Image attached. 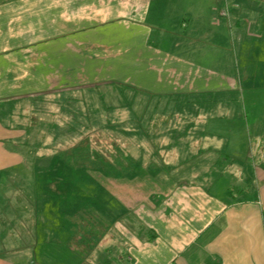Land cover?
<instances>
[{"label":"crops","instance_id":"0c3cea01","mask_svg":"<svg viewBox=\"0 0 264 264\" xmlns=\"http://www.w3.org/2000/svg\"><path fill=\"white\" fill-rule=\"evenodd\" d=\"M263 4L0 0V216H21L0 221V235L11 254L19 240L36 251L33 261L0 253V264H264V88L243 89L236 55L252 48L247 38L236 43L234 28L247 23V37L261 40ZM99 86L125 90L102 97L92 89ZM51 95L58 111L38 116ZM83 95L91 104L83 110L86 131L115 133L122 145L109 160L90 149L88 161L146 169L117 177L90 172L103 195L99 208L16 206L8 185L15 178L38 183L29 140L35 135L39 152L53 147L54 136L74 134L71 100ZM136 96L186 106L136 112ZM105 98L122 106L106 110ZM30 214L31 225L22 217Z\"/></svg>","mask_w":264,"mask_h":264},{"label":"rangeland","instance_id":"374dc122","mask_svg":"<svg viewBox=\"0 0 264 264\" xmlns=\"http://www.w3.org/2000/svg\"><path fill=\"white\" fill-rule=\"evenodd\" d=\"M260 6L262 7V5ZM261 22L262 23H259L258 25L259 30H257L263 34V38L261 40L251 39L247 37L245 33V27L247 23H240L237 25V27H234L236 30V38H237V39L235 38L236 43H239L240 40L245 41V39L247 38L249 40L248 42L249 46L250 48H252V50L248 53L238 52L236 55L237 64H238L237 65L238 75L243 83L242 87L244 90H248L252 88L253 89L264 88V70L262 71L263 68L262 62L264 63V56L263 57L261 56V53H264V32L260 30L261 26L264 29V17L262 16H261ZM251 30L253 31L252 33H254V29ZM239 36L241 38L240 40H239ZM117 88L119 87L114 86L113 88L112 86H107V87L99 86L92 89L94 92H97L98 96L104 97L108 95L106 92L111 93L112 91H115V89ZM92 89L91 90L88 89V91L92 92ZM126 95H127L126 97L129 98L131 97V95H133V93L131 91H128ZM245 97L249 98L250 96L249 94H246ZM38 99L39 98H36L34 99V101L36 102L38 101ZM44 100L46 101L39 104L40 110L38 111V114L36 113L38 116L41 117L44 115L48 116L50 111L52 110L58 111V105H56V103L54 102L57 100L56 95L46 96ZM77 100L79 106L83 108L82 110L88 108L89 105L91 106V104L84 95L78 97ZM118 100H119L118 98H115L114 100H110V98L109 99L105 98L106 102H104V100L102 101L105 104L111 103L112 105H116L118 104ZM134 101L135 102H133V106H134L133 110L136 112L149 111L154 109L162 110L163 106H166L167 110L170 111L172 108L178 105L172 102L165 103L164 101L158 103L155 102L145 103V101H143V99L141 98H138V96L135 97ZM36 105L38 106V104ZM94 105L95 107H98L97 102ZM210 113L214 114L215 112L214 110H211ZM29 117L31 119L30 123L37 122L36 119L35 120L32 119V116ZM140 121L142 125L143 124L145 125V123H149L151 120L146 118L145 120L140 119ZM80 122L82 123L83 126L85 125L86 121L84 120V118H82ZM155 122L162 123L164 125V123L168 122V120L166 121L163 118H157ZM151 127L155 129V125H152ZM147 128L148 126L146 127V129ZM78 129H80L81 133H83L82 135L84 138L86 128L77 127L74 134L70 135V133L69 134L61 133V135L54 136V140L51 145L53 147L46 148V150H42V151L39 150V152L36 151V145L32 143L33 141H35L36 137L35 135L32 136V138L29 140L30 142L29 149L26 153H28V160H30L29 162H34L35 159L37 160V162H39V164H37L38 166H30L31 170L37 167L32 171L33 174L34 173L38 174L39 176L38 183H36L37 181L31 178L30 181L27 180V182L23 184L20 178L19 179L15 178L14 179L15 181L8 185V187L13 188V190L11 191H13V197H14L13 201L16 202L15 203L16 206L23 204L26 205L30 210H32L33 208H39V209L42 208L46 210L72 208V207L99 208L100 206H102L101 202H103V197H102L103 195L100 192L98 186L88 177V174L90 172H92V174L94 175L97 172L101 173V171L92 168L99 166V163L88 161L86 156L87 150L85 151L87 145H85V143L83 145L78 143V141L80 140V137L76 136V132L78 131ZM252 129H251L250 144L251 147L253 146L255 149V145L258 144L259 139L256 138L255 135L256 131ZM88 137L90 141L89 148L92 149L95 154L102 155L107 160H109L108 157H110V155L116 154V149L122 147V145L120 146V144L118 143L117 136L115 133L111 134V133L103 132L101 134L99 131H94L89 133ZM262 137L264 139V135ZM254 154H256V151L254 152ZM52 160H54V162H50ZM256 161H258L257 158ZM93 171H97V172H93ZM9 216H11L14 222L17 221L19 222V219L21 217L13 213L11 215L0 216V221L3 222L5 221V219H9ZM22 217L28 218L30 225L33 224V222H35L36 219V216L32 214ZM95 219L96 220H93V223L96 226V228L91 230V234L94 235L96 234L97 237L94 238L97 239L100 237V233H101V229H99L101 221L98 218ZM97 231L99 234L97 233ZM17 233L19 234L20 232ZM45 237H47V235ZM42 239H44L43 236L39 235L38 240L41 241ZM4 240L5 239H3V236L0 235V253L2 255L10 257L11 255L16 256L18 254L16 259L19 258L22 259L23 257H26V254H28L29 257L27 259H29L30 261L35 260L34 259L36 254L35 248L30 247L29 243L26 240L18 241L19 249L16 250L17 252L16 254L15 253L11 254V252L5 251V249H3Z\"/></svg>","mask_w":264,"mask_h":264},{"label":"trees","instance_id":"16d2710c","mask_svg":"<svg viewBox=\"0 0 264 264\" xmlns=\"http://www.w3.org/2000/svg\"><path fill=\"white\" fill-rule=\"evenodd\" d=\"M130 89H132V88H130ZM116 90L122 92L125 89L117 88ZM101 100H103V99H101ZM71 102H74V106L76 107V109L73 108L71 110L78 111L77 112V114H78L77 118H75V119L70 121L71 126H75L76 128L77 127H85L86 128V126L88 125L89 120L84 118V114H83V110H82L83 108L79 106L78 100H76V99L75 100H71ZM72 105H73V103H72ZM67 106H68V102H66L65 104H61V108H62L61 110L62 111L67 110L68 109ZM70 106H71V104H70ZM103 106H104V109H106V110L107 109L113 110V109H118V107L122 106V105L116 104V105H112V106L109 107V105L104 103ZM127 106L129 108H132V105L130 103L127 104ZM183 106L185 107L186 104L182 105L180 107H179V104H178L174 108H172L171 110L172 111H177ZM154 108H156V107H154ZM88 110L89 109L86 108L84 111H88ZM154 110H157V109H154ZM82 118H84V120L86 121L85 125H83V126H82V123L80 122ZM82 134L83 133H81L80 129H78V131L76 132V136L80 137V140L78 141V143L82 144V145L85 143V145H87V148L85 149V151L87 150L86 151V156H87V158H91V152L89 151L90 150V148H89L90 141L88 139L89 138L88 137L89 133H88V131H85V137L84 138H83ZM94 155H97V156L100 157V155H98V154L94 153ZM34 162H35V166H37V164H39V162H37L36 159L34 160ZM96 163H99V166L92 167V168H95L96 170L101 171V173H103V175L112 176V177H117V176H119V175H121L123 173L129 174V175L140 174L142 171H144L146 169V168L141 167V165L138 162H96ZM157 168L158 167H156V166H150L148 169L150 170V169H157ZM30 264H36V263H30Z\"/></svg>","mask_w":264,"mask_h":264},{"label":"built area","instance_id":"2783aa9c","mask_svg":"<svg viewBox=\"0 0 264 264\" xmlns=\"http://www.w3.org/2000/svg\"><path fill=\"white\" fill-rule=\"evenodd\" d=\"M220 15L223 16V17H227L228 16V11H227V8L224 7L220 10Z\"/></svg>","mask_w":264,"mask_h":264}]
</instances>
